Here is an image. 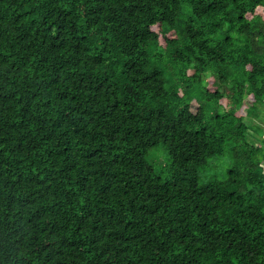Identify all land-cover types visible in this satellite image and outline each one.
Instances as JSON below:
<instances>
[{
    "label": "trees",
    "instance_id": "trees-1",
    "mask_svg": "<svg viewBox=\"0 0 264 264\" xmlns=\"http://www.w3.org/2000/svg\"><path fill=\"white\" fill-rule=\"evenodd\" d=\"M262 115L264 0H0V264H264Z\"/></svg>",
    "mask_w": 264,
    "mask_h": 264
},
{
    "label": "rangeland",
    "instance_id": "rangeland-1",
    "mask_svg": "<svg viewBox=\"0 0 264 264\" xmlns=\"http://www.w3.org/2000/svg\"><path fill=\"white\" fill-rule=\"evenodd\" d=\"M247 104L245 103V106ZM195 108V107H194ZM264 118V115L261 116ZM147 160L154 165L157 172L164 171L170 163L168 153L163 145L154 148L147 156ZM229 163L226 158H214L208 165L200 171L201 183H206L215 179H222L226 176Z\"/></svg>",
    "mask_w": 264,
    "mask_h": 264
}]
</instances>
